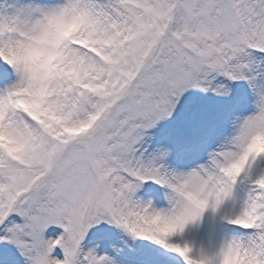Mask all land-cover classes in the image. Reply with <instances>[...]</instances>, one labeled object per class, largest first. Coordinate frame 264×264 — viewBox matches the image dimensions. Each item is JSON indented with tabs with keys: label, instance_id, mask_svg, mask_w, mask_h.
<instances>
[{
	"label": "snow or ice",
	"instance_id": "1",
	"mask_svg": "<svg viewBox=\"0 0 264 264\" xmlns=\"http://www.w3.org/2000/svg\"><path fill=\"white\" fill-rule=\"evenodd\" d=\"M0 264H264V0H0Z\"/></svg>",
	"mask_w": 264,
	"mask_h": 264
}]
</instances>
